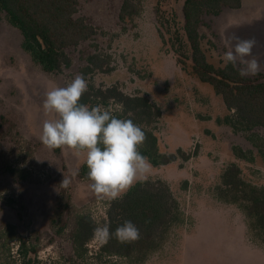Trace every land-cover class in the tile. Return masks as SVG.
Instances as JSON below:
<instances>
[{
  "label": "rangeland",
  "instance_id": "rangeland-1",
  "mask_svg": "<svg viewBox=\"0 0 264 264\" xmlns=\"http://www.w3.org/2000/svg\"><path fill=\"white\" fill-rule=\"evenodd\" d=\"M184 2L142 0L140 15L123 22L119 18L122 0H80L78 15L96 27L97 35L68 50L73 63L60 73H47L32 62L21 48L20 31L0 12V228L15 224L25 237L38 231L39 264H73L67 237L76 212L91 213L100 225L106 216L108 201L97 200L91 181L77 174L86 153L77 155L65 147L57 154L40 140L43 122L55 118L43 110L47 92L67 86L82 74L90 55L101 56L110 70L87 75L88 82L119 84L127 94L146 95L163 110L158 133L161 150L193 154L188 161L152 167L148 174L150 180L168 183L188 220L144 264H264V251L249 240L243 213L214 196L230 163H237L245 180L259 186H264V164L247 134L225 123L231 112L210 85L195 77L191 61L178 64L174 33H183ZM200 32L203 49L216 65L223 64V54L235 38H254L253 55L261 65L258 75H264V0H242L237 9L207 15ZM254 131L264 138L261 128ZM235 146L253 150L254 161L238 159ZM9 166L29 170L32 178L15 180L7 171ZM64 177L71 180L68 188L61 186ZM10 197L26 208L22 219L5 203ZM60 209L65 210L68 227L64 236L57 237L50 221ZM99 243L95 237L90 249ZM12 247L18 260L16 244Z\"/></svg>",
  "mask_w": 264,
  "mask_h": 264
},
{
  "label": "trees",
  "instance_id": "trees-1",
  "mask_svg": "<svg viewBox=\"0 0 264 264\" xmlns=\"http://www.w3.org/2000/svg\"><path fill=\"white\" fill-rule=\"evenodd\" d=\"M141 1L122 0L120 20L134 21L141 13ZM79 5L80 0H0V12L5 14L9 25L20 31L23 37L21 48L32 62L47 73H60L73 63L68 50L97 35L96 27L78 15ZM240 6L242 0H185L182 6L183 33L175 30L174 43L178 46L174 52L178 55V64L185 66V60L191 61V71L199 82L210 85L220 96L231 112L225 123L235 132L247 134V141L264 164V138L254 131L257 128L264 131V75L242 78L231 65L212 63L203 49L204 38L200 32L205 16L218 15L223 8L237 9ZM87 62L82 70L85 78L95 71L110 70L99 55L88 56ZM80 103L90 107L101 105L117 118L131 119L141 126L146 140L139 146V151L148 157L153 168L178 159L188 161L193 155L183 149L176 153L161 150L158 133L163 110L146 95L127 94L119 84L97 86L89 81L88 91ZM60 149L53 151L58 154ZM233 151L238 159L248 163L255 159L253 150L245 151L235 146ZM7 171L21 182L32 178L30 171L20 166H9ZM87 172L84 161L78 177L89 181ZM214 196L218 202L235 205L243 213L249 240L264 251V186L245 180L241 168L232 162L221 175ZM17 202L15 197L5 201L22 219L26 208ZM66 205L69 208V204ZM64 214L65 210L60 209L50 221L57 237L67 232ZM92 216L84 211L73 215V228L67 237L72 246L69 260L73 264H144L188 220L168 183L150 178L137 182L121 199L108 202L106 216L102 219V225L109 224L113 231L125 220L132 221L140 229L138 240L121 243L111 238L107 243H99L95 250L90 249L95 239L93 229L100 225ZM39 235L34 231L25 237L20 235L15 224H4L0 228V264H39ZM12 243L16 244L18 260L13 257Z\"/></svg>",
  "mask_w": 264,
  "mask_h": 264
},
{
  "label": "clouds",
  "instance_id": "clouds-1",
  "mask_svg": "<svg viewBox=\"0 0 264 264\" xmlns=\"http://www.w3.org/2000/svg\"><path fill=\"white\" fill-rule=\"evenodd\" d=\"M255 46L254 38H235L223 54L224 66L231 65L242 78L258 75L261 65L253 55ZM87 91L88 81L78 74L67 86L47 92L43 110L55 118L43 122L40 140L49 150L67 147L77 155L86 153L91 191L97 200L112 202L121 199L137 182L146 180L151 172V162L139 151L146 133L133 120L117 118L110 109L80 103ZM70 183L64 177L61 186L68 188ZM93 235L102 244L111 238L130 243L140 238V229L125 220L114 231L109 224L97 225Z\"/></svg>",
  "mask_w": 264,
  "mask_h": 264
},
{
  "label": "crops",
  "instance_id": "crops-1",
  "mask_svg": "<svg viewBox=\"0 0 264 264\" xmlns=\"http://www.w3.org/2000/svg\"><path fill=\"white\" fill-rule=\"evenodd\" d=\"M214 211V210H213ZM214 213H215V211H214ZM211 214H212V212H211ZM189 236H186V238H185V240L188 238ZM249 247V246H248ZM250 248V247H249Z\"/></svg>",
  "mask_w": 264,
  "mask_h": 264
}]
</instances>
